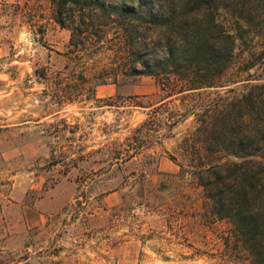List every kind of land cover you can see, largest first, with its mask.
<instances>
[{
    "label": "rangeland",
    "instance_id": "374dc122",
    "mask_svg": "<svg viewBox=\"0 0 264 264\" xmlns=\"http://www.w3.org/2000/svg\"><path fill=\"white\" fill-rule=\"evenodd\" d=\"M70 39L50 0H0V264H248L179 162L201 104L243 91L249 71L251 83L264 82V66L243 65L264 55V35L239 46L226 77L235 83L177 94L159 109L156 77L112 82L122 54L114 24L85 67L65 68ZM103 77L114 94L97 96ZM33 178L40 188L26 192ZM54 187L73 200L33 224L16 204Z\"/></svg>",
    "mask_w": 264,
    "mask_h": 264
},
{
    "label": "trees",
    "instance_id": "16d2710c",
    "mask_svg": "<svg viewBox=\"0 0 264 264\" xmlns=\"http://www.w3.org/2000/svg\"><path fill=\"white\" fill-rule=\"evenodd\" d=\"M50 1L54 20L71 31L73 59L66 69L85 67L114 24L122 54L112 82L154 76L164 92L161 101L232 85L226 77L239 61V46L264 35V0ZM243 65L257 72L264 55ZM253 76L249 71L243 91L229 88L196 109L179 174L201 187L209 218L230 224L248 264H264V82L251 83ZM107 83L103 77L96 87Z\"/></svg>",
    "mask_w": 264,
    "mask_h": 264
},
{
    "label": "crops",
    "instance_id": "0c3cea01",
    "mask_svg": "<svg viewBox=\"0 0 264 264\" xmlns=\"http://www.w3.org/2000/svg\"><path fill=\"white\" fill-rule=\"evenodd\" d=\"M116 91V86H114L113 84H102L96 87V94L97 96H106V95H112L114 94ZM166 101V100H164ZM161 101V102H164ZM65 182V181H64ZM17 183V182H16ZM19 183V182H18ZM68 187H70V189L74 186L71 183L69 184V182L66 183ZM22 187H26V192L27 190H36L37 188H40L39 185L37 184V178H33L30 179V181L22 186ZM57 187L54 188H50L43 197H41L40 199H37L35 201L29 199L28 203H19L16 204L17 206H19V208L21 207V209H24V212L26 214H28V218L32 219L34 221L33 224H39L42 222H46V220L48 219V215L52 214V213H57V212H62L64 211V206L66 204V200H73V198L71 197H64L63 199L60 198L58 196L57 193ZM71 193V192H70ZM117 192L113 191L110 194H108L106 196V200H110L111 198H115L116 197ZM67 200V201H68ZM117 202V201H116ZM66 211V210H65Z\"/></svg>",
    "mask_w": 264,
    "mask_h": 264
}]
</instances>
